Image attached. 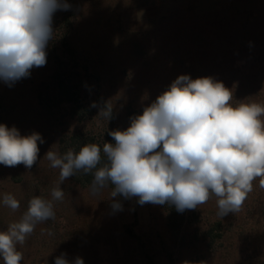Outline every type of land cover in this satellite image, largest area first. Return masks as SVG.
Wrapping results in <instances>:
<instances>
[{"label": "rangeland", "instance_id": "374dc122", "mask_svg": "<svg viewBox=\"0 0 264 264\" xmlns=\"http://www.w3.org/2000/svg\"><path fill=\"white\" fill-rule=\"evenodd\" d=\"M71 2L73 10H58L53 15L54 38L46 49V65L31 69L29 77L11 87L0 81V123L9 128L15 126L22 136L37 132L44 139V143L38 142V159L31 169L23 164H0V201L8 193L20 202L15 212L0 203V231L19 221L33 196L51 199L60 170L50 166L45 157L47 151L60 154L61 140L78 130H111V119L98 114L105 104L111 105L125 130L130 118L142 114L178 76L207 77L205 71L200 73L189 52L192 48L201 51L199 47L194 43L193 47H186L185 42L170 47V26L178 23L170 16L188 10L190 0ZM194 7V15L202 22L222 26V41L261 34L264 28V0H199ZM69 14V44L77 50V58L89 66L87 73L81 71L85 75L79 95L83 97L79 102V111L86 118L83 123L71 104H59L49 110V104L60 96L53 85L56 57L69 59L62 31ZM215 30L213 27V36ZM195 33L203 32L195 28ZM236 98L238 102L264 104V96H254L252 92ZM60 187L64 198L54 202L55 219L36 225L26 242L17 245L23 253L21 264H54L62 253L69 261L80 257L84 264H264V188L259 187L258 180L253 182V191L238 213L217 216L213 196L197 209H187L189 229L176 234L170 230L161 205H141L136 197H117L114 199L121 202L122 210L114 211L110 189L94 196L90 186H83L72 177ZM217 222H223L230 231L227 238L218 240L214 232L213 243H196L201 238L192 241L193 230H206ZM0 264H4L2 258Z\"/></svg>", "mask_w": 264, "mask_h": 264}, {"label": "clouds", "instance_id": "9594fccd", "mask_svg": "<svg viewBox=\"0 0 264 264\" xmlns=\"http://www.w3.org/2000/svg\"><path fill=\"white\" fill-rule=\"evenodd\" d=\"M70 7L67 0H0V81L11 87L29 77L31 69L46 65L53 15ZM232 100L233 91L222 81L180 75L142 114L130 118L127 129L108 132L114 143L104 142L102 149L88 143L78 152L69 148L63 154L47 151L50 166L60 170L58 184L51 199L33 196L19 221L0 231L4 264H21L23 253L17 245L26 242L36 225L55 219L54 202L64 198L60 185L77 173L92 175L94 196L110 189L114 211L122 210L117 197H136L141 205L169 204L183 212L214 196L217 216L238 213L254 181L264 188V104L234 105ZM98 114L109 121L111 105L105 104ZM38 142L44 143L39 133L22 136L15 126L0 123V164L31 169L38 159ZM0 203L13 212L20 207L8 193ZM54 264L84 261H69L62 253Z\"/></svg>", "mask_w": 264, "mask_h": 264}, {"label": "trees", "instance_id": "16d2710c", "mask_svg": "<svg viewBox=\"0 0 264 264\" xmlns=\"http://www.w3.org/2000/svg\"><path fill=\"white\" fill-rule=\"evenodd\" d=\"M71 1L67 0V3L71 5L70 8L73 10ZM198 1L194 0V3H192L190 0L189 5H187L190 7L188 10H179L176 14L170 16L171 20H178L175 27L170 26V47H178L183 42L187 45L186 47H191V45L193 47L192 43L199 47L201 51L193 50V48L189 50L190 55H194L195 57L198 70L200 68L201 74L205 71L204 74L207 77L222 81L227 88L231 89L233 96H235L232 100L234 105L238 102L236 96H249L250 92L254 96H264V91L261 88L264 87V28L261 34L253 33V35H247L244 38L236 37V39L230 37L229 40L222 41L221 32H219L222 26H219L218 23L210 24L202 22L200 17L199 19L194 15L196 13L194 5ZM192 9L194 10L192 11ZM67 16L64 19L65 25L62 31L63 46L69 59L64 60L61 55L56 57L57 66L53 75V85L60 96H56V102L53 101V104H49V110L55 109L59 104H71L74 113H76L83 123L86 118L84 113L79 111L81 109L79 102L81 103L83 100V97L79 95L82 94L80 87L82 82H84L83 77L85 75L82 76L81 71H84L83 74L87 73L89 66L77 58V50L69 44L68 36L71 34L72 24L69 22L70 14ZM179 21H181L180 24ZM261 22L264 25V17L261 19ZM213 27L216 28L214 36L211 34ZM195 28L203 33H195ZM237 43H241L242 45ZM110 121L109 126L111 130L106 129L99 132L78 130L76 133L68 135L61 140L62 147L60 154L65 153L69 148L78 152L82 146L88 143H96L101 149L104 142L114 143L113 138L108 135V132L123 129L119 124L116 112L113 110ZM101 154L103 156V153ZM72 178L83 186H90L93 179L91 174L84 175L82 173H77ZM161 206L166 211L167 223L172 232L176 234L189 229L187 227V209L183 212H178L172 205L165 204ZM193 231L194 237L192 241L201 238V241H197L196 243L202 241L213 243L215 242V237L218 240L225 239L230 232L225 229L223 222H217L215 226L206 230H198L196 228ZM214 232H217V236L215 237L213 235ZM130 235L133 236V232L130 231Z\"/></svg>", "mask_w": 264, "mask_h": 264}]
</instances>
